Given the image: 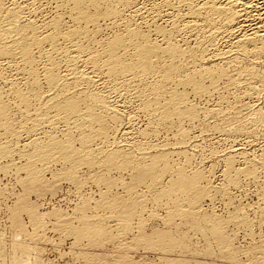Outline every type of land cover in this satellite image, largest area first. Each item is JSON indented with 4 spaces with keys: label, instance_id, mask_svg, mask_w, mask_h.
Here are the masks:
<instances>
[{
    "label": "rangeland",
    "instance_id": "1",
    "mask_svg": "<svg viewBox=\"0 0 264 264\" xmlns=\"http://www.w3.org/2000/svg\"><path fill=\"white\" fill-rule=\"evenodd\" d=\"M14 1L15 5L23 6L21 7L23 12L20 13L22 22L28 19L32 12L31 18H34L38 25L42 23L43 27L45 24L43 22L66 12V15H62V28L66 30L75 26V22H72L67 13L68 9L64 6L66 9L64 10L59 0ZM167 1L139 0L138 4L131 5L132 7H122L115 26L110 24L109 20L104 23L100 21V29L97 31L99 33H95L94 43L92 39L89 41L92 49L100 51L101 44L98 42L110 38L113 33L124 31L126 26L127 28L129 26L131 29L138 28L137 30H142L141 32L152 34L153 40L162 44V37L154 35L155 32L152 31L158 25L167 30V35L175 39V43L187 49L182 56L171 59L180 70L175 77L165 83L164 87L168 91H160L158 93H161L160 97L152 88L153 75L143 78L142 81L135 80L123 84L122 79L115 83L107 77L104 78L103 74L102 78L100 74L90 73L92 85L79 83L78 86L77 84L73 86L75 89L71 87V92L89 89L91 92L96 91L95 93L104 95L106 103L119 105L121 116H118V120L113 119L114 122L105 118L108 134L99 138L93 137L88 144L91 152L89 150L86 152L82 148L79 140L81 131L72 126L69 130L71 133L68 131V134L75 149L72 156L76 157L64 159L56 152L47 159L43 157L38 159L35 146L30 144L31 138L43 147L52 141L50 140L52 137L53 140L65 142L68 137L67 124L53 110H42L40 101L35 102V97L33 100L31 96L33 94H29L30 106L26 109L20 104L24 110L20 108L19 102L8 93L9 89L13 82L22 92H28L30 85L27 81L30 80L20 74L22 65L18 54L10 57L11 59L16 57V61L12 59L13 62L10 58H1L0 74L3 79L0 78V96L2 95L1 98L10 107L7 115L9 121L6 119L8 122H4L0 118V264H264V46L263 53L259 55L243 54L231 45L237 38L251 31L252 22L255 23L253 19L258 13L253 9L251 12L253 14L248 16V21L245 20L243 28L233 27L230 31L222 29L223 32L218 33L219 36L216 35L214 39L209 40L207 31L211 26L208 22L198 21V25L195 26L188 23L192 26L186 28L184 24L189 18L183 1L179 0L180 4L178 0H169L170 4ZM200 1L202 0L194 2ZM249 1L254 3V6L264 3V0ZM172 4L175 6H170ZM58 5H61V9ZM183 16L185 18H182ZM90 27L93 28L89 25ZM9 36L14 35L11 33ZM230 46L233 49L226 55L227 57L237 55L236 61L231 63L228 60H220L218 53L226 51L227 48L231 49ZM45 48L49 50L47 45ZM35 52L37 53L36 50L34 54ZM37 54V61L40 59L39 63L36 62L39 67L37 68L40 93L48 92L47 95H51L56 92L58 94L59 91L57 98H61L63 94L60 90L51 88L49 91L50 87H46L40 67L46 59L44 55L39 57ZM58 55L54 54L60 64V73L65 74L68 71L64 58ZM212 63L223 68L226 75L216 78L212 85L210 79L206 78L204 83L209 88L206 93L194 92L190 84L185 86L177 83V78H184L185 74L187 76L191 72L193 74V70L195 72V68L199 69L202 64L208 66ZM78 65L79 69L81 66V70L86 67V71L88 70V66L83 67L80 63ZM15 71H18L17 74ZM170 90L185 93V102L183 104L181 102V105L178 103L177 108L184 111L192 107L194 111L196 110L194 116L181 117L172 114L164 122L142 109L143 99L150 98L149 100L153 101L156 96V99L160 98V102L163 103L168 99ZM84 106L83 104L82 107L85 108ZM95 108L100 112L99 106ZM45 112L48 113L46 116H49V119L51 116L50 121L36 125L33 117L39 118ZM52 114L53 116L55 114V118ZM2 122L5 125L10 123L9 131H12L4 129L5 126L3 125L4 128L1 126ZM92 126L88 131L97 128L96 124ZM86 131L85 133L88 132ZM116 149L124 151V154L128 152V157H132L131 160L134 162L127 166L124 164L115 167L101 163L100 158H103L106 152ZM142 152L146 153L145 159ZM85 153L95 156L96 158L91 157L95 158L96 162L93 160L92 163H84L78 160L79 155ZM161 153H167L165 160L168 166L171 165L169 172L162 171L164 167L161 166L164 163L159 161L157 167L161 168L159 170L161 179L158 177L154 184L148 180L136 182L137 169L139 170L143 164L146 166V163L149 164L151 159ZM136 156H139L138 159ZM225 157L226 159L233 157L232 165L236 168L253 166L255 173L252 176L241 173L238 175L239 173H235L233 169L228 170ZM175 169L184 171L185 175L200 173L202 180L199 182V188L204 189L206 193L197 198L198 202L187 201L186 193L180 191L175 192L176 194L173 192L171 196H159L162 192L159 190L165 189L171 177H174ZM33 174L34 179L31 177ZM192 193H189L191 198ZM190 202L194 203L190 206ZM191 208L199 214V219L191 218V214L189 215ZM35 217L39 219L33 220ZM122 218L128 219V227L125 229L121 226ZM86 220H98L100 224L103 221L101 225L107 234L104 235L105 238L103 235L101 239L98 238L101 244L96 243L98 239L95 238L92 243L93 239L90 240L87 236L76 239L71 233L70 228L82 227ZM213 220L220 222L221 235L211 231ZM219 237L222 241H219ZM14 241L26 245L27 251L21 253L15 249L12 245ZM94 242L98 244L96 247H93ZM159 249H164L162 253L165 252L166 255L163 256Z\"/></svg>",
    "mask_w": 264,
    "mask_h": 264
},
{
    "label": "bare ground",
    "instance_id": "2",
    "mask_svg": "<svg viewBox=\"0 0 264 264\" xmlns=\"http://www.w3.org/2000/svg\"><path fill=\"white\" fill-rule=\"evenodd\" d=\"M138 1L139 0H59V3L61 5H63V9L66 10L64 8V6H66V8L68 9L67 13L69 14V17L72 19V22L73 21L75 22L74 27L70 26L71 28L67 27L68 29L64 30L62 28V23H61V21L63 19L62 15L63 14L66 15V12H64V10H63L64 13H62L61 15H56L54 18L52 17V19L50 18V21L47 19L48 22H46V21L43 22V23H45V24H43V27L45 29H43L42 23L40 25H38V24H36V22H34V20H33L34 18L33 19L31 18L32 14H33L32 12L31 13L29 12L30 17L28 16V19H26L22 22L21 19H23V18L20 19V17H21L20 13L23 12L22 11L23 8H21L23 6L20 7V6H18V4L15 5L14 0H0V60H1V58L7 59L10 57H13V55L18 54V57H19L18 59H20V61H21L20 64L22 65V66H20L21 67V69H20L21 73L20 72L19 73L26 76L25 78H27V77L29 78L30 81H27V82H29L30 89H29V91L28 90H26V91L30 92V90L33 91V89L39 88L38 87V81H40L39 77H38V75H39L38 68L39 67L37 66L36 62L39 63L38 61L40 59L38 58L39 60L37 61L36 54L38 53L37 55L39 57H40V55H44L46 60L43 62V65L41 64L42 66H40L41 70L43 71L41 77H44V81L47 84L46 87H50L49 91L51 88L52 89L55 88L56 90H60L61 91L60 93L63 94V95H61L62 96L61 98H57L59 91H58V94L56 92V94H51V95H47L48 92H47V94H42V93H40L39 89L37 91H34L33 93H31V92L28 93L25 91L22 92L20 90L21 88L19 89L15 85V83H13V82H12L10 89L8 88L9 89L8 93H11V95H13L15 97L17 102H19L18 103L19 107L21 104V105H23L22 107H24V108L26 107V109H27V106H30L29 104L31 103L29 94H33V95H31L32 98L33 97L36 98V99L33 98V100L35 99V102H37V100L40 101L41 106H40V104H39V106L43 107L42 110H45V111L53 110L55 112V114L58 115L60 117V119L65 124H67L68 129H66L67 130L66 135L68 137H66L67 141H65V142H59L58 140H53V137H52V139H50L52 141L49 142V144L47 143L48 145L43 147V146H41L42 144L39 145L36 140H34V139L32 140V138H31L32 141L30 140V144L35 146V150H36L35 152L37 153V156H39L38 159L41 157H43L44 159L45 158L47 159L48 156L54 155L53 153H56V152L60 153V156L64 159L71 157L73 155V152L75 151V149L71 145L72 138L68 134V131L71 130L70 128L72 126H75L76 127L75 129H78L79 131H81V132H79L80 133L79 140L82 144V148H84L85 151L87 152L89 150L88 144L90 141H92L94 136H98V138H99V136H103V135L106 136L105 134H108L107 133L108 127L106 126V122H105L106 119L105 118H108L110 120L111 119L115 120L116 118H117L116 120L119 119L118 118V116L120 115L119 110H118L119 105H117L115 103H106V100H104L105 97L103 94L95 93L96 91L91 92L90 89L88 91H84V90H82V91L80 90L78 92H75L76 90L72 91V92L70 91V90H72L71 87L75 86L76 84L78 86L79 83H85L87 85H92L91 84L92 80H91V77L89 76L90 73L100 74V76L102 78L104 75L105 76L104 78L107 77L108 79H110L111 81H114L115 83H116V81L118 82L119 79H122V82H124L123 84H126V83L129 84L135 80H137V81L141 80L142 81L143 78H146L149 75H153L154 78L152 76V79H154V80L152 81L153 82L152 88H153V91H155V93L157 92V95H159V97H160L161 93L160 94H158V93L160 91L166 90L165 89V87H166L165 83L168 82V80L175 77L177 75V73L179 72V70H180V69H178L179 66H176L177 64L175 65L171 59H173L174 57L176 58L177 56H182L185 52H187V49H185V47L183 48L182 46L175 43L174 42L175 39L173 40L170 35L169 36L167 35V32H166L167 30H164L163 28L158 27V25L156 27L154 26L155 28H153L152 31L155 32L154 35L157 34V35H160V37H162V41H163L162 44L157 43V41H155V39L153 40V38L151 37L152 34L150 35L146 32H141L142 30L139 31V30H137L138 28L137 29H133V28L131 29L129 26H128V28L126 26V29L124 28L125 29L124 31L119 32V33L118 32L113 33L110 38H108L106 40L102 39L101 42H98V44L99 43L101 44V48L99 49L100 51H96V50L92 49L93 46L90 47V45L88 44L89 41H91V39L93 40V43H94V37L96 36L95 33L100 29V27H99L100 21H102L104 23V21L109 20L110 24L115 26L116 18L119 16L122 7H125V8L128 7L129 8L131 5L136 4ZM178 1H176V3ZM180 1L181 2L183 1L182 4L184 5V8H186L185 12H186L187 17L189 18L188 20L186 19L187 23L184 24V26L187 28L188 26L190 27L192 25H194V26L196 24L198 25V23H197L198 21H206V23L208 22V24H210V26H211L209 31H207L208 36L210 38L209 40L214 39V37L216 35H218V33L223 32L222 29H224V31H230L233 27L240 26V28H241L242 26H244V22H245V20H247L248 16L253 14V13L251 14L252 10L256 9L258 15L255 18L252 16L254 18V19L253 18L252 19L255 21V23L252 22L253 27H252L251 31L249 33L243 34V36H241L240 38H237L234 42H232L233 44H231V45L233 48H235V50L237 49V50L241 51L243 54L244 53L245 54H247V53L251 54L252 53V54L261 55L263 53L262 49L264 46V5H263L264 3L262 5L259 4L260 6H254L253 5L254 3L252 4L249 0H202L200 2H194L195 0L194 1L193 0H180ZM180 1H179V4L181 3ZM7 2L8 3L10 2V3L7 4ZM167 2H169L168 4L171 3L169 0ZM61 5L60 6L58 5L59 9H61ZM165 5H166V3H165ZM173 5L175 6V4H172L170 6H173ZM58 6H56V7H58ZM172 8H174V7H171V9ZM20 9H21V11H20ZM56 9H58V8H56ZM28 11H30V10H28ZM257 13H254V14H257ZM68 14H67V17H68ZM182 18H185V17L183 16ZM188 23H191L192 25L191 24L189 25ZM89 25L92 26L93 28L90 27L91 28L90 29ZM210 26H208V27H210ZM11 33L14 36H9V34L11 35ZM97 33H99V32H97ZM171 33H172V31H171ZM156 37H158V36H156ZM95 41H97V39ZM98 41H99V39H98ZM96 44H97V42H96ZM46 45L49 48V50L45 48ZM232 47L230 46L231 49L227 48L226 51H222V52L218 53V57H220L219 59L225 60V61L228 60L230 62L234 61V60L236 61V59L238 58L237 55H233V56H229V57H227L228 55H226L227 53L229 54V52H231V50L233 49ZM95 49H97V48H95ZM35 50L37 51V53L35 52L36 54H34ZM129 52H130V54H129ZM54 54H55V56L57 54H59L58 56H60V55L63 56V58H64L63 60L65 61V66L67 68L66 70L68 71L67 73H65V74L60 73V64L58 63V60H56ZM15 58H12V59L15 60ZM41 58H43V56ZM12 59H11V61H12ZM181 62H182V60H181ZM78 63H80V65H82L83 67L88 66V70L86 71L87 67H86V69L81 70V66L79 69ZM1 64H3V63H1ZM198 64H199V62H198ZM203 64L200 65L202 67H200L199 69L195 68L196 70H195V72L193 70V74L191 72V74H189L187 76L185 74L184 78H180V79L177 78V80H178L177 83H179L181 85L185 84V86L190 84L191 87H193L192 89L194 90V92L202 94V93H206L209 90V88L204 83V80L206 78L210 79L209 81H211L210 82V84H211L212 82L215 81L216 78L223 76V75H226V71L223 68H220V67L214 65L213 63L211 65H208V66H205ZM183 65H185V64H183ZM15 66L17 67L18 65H15ZM17 68H19V67H17ZM252 70L253 69H251V71ZM15 72L17 74L18 71H15ZM19 73H18V75H19ZM101 74H103V75H101ZM91 75H93V74H91ZM1 76L2 75L0 74V78H1ZM95 76H97V75H95ZM28 78H27V80H28ZM1 79H3V78H1ZM93 79H95V78H93ZM4 82H5V80H4ZM16 82H18V81L16 80ZM27 82H26V86L28 85ZM138 85H139V83H138ZM7 87H9V86H7ZM29 87H27V88H29ZM31 87L33 89H31ZM144 88H146V87H144ZM73 89H75V87H73ZM86 89H88V88H86ZM117 89H119V88H117ZM53 90H52V92H53ZM166 91H168V90H166ZM148 92H149V90H148ZM162 93H164V92H162ZM184 95H185V93L184 94L180 93V91L175 92V91L170 90L168 99L165 98L166 100H164L163 103L160 102L161 99L159 97H157V98H159V100L156 99V96H155V99L153 98L154 99L153 101L149 100L150 98L149 99L145 98V100L143 99V101H141L142 103L141 102H139V103L142 104L141 106H143V108L142 107L141 108L143 110H147L146 112L153 114V116L155 115L159 119H162V121H164V122L166 119H168L170 116H172V114L173 115L177 114L178 116H181V117L182 116H184V117L185 116L186 117L194 116L196 110L194 111L192 107L186 108L184 111H181L180 109L177 108L178 103H180V105H181V102H182V104H183V102H185ZM1 96H0V118L3 119L4 122L5 121L8 122L9 119L7 118V115H8V109H9L8 107H10V105L7 106V103L4 102V100L1 98ZM143 97H145V94ZM83 104L85 105L84 106L85 108L82 107ZM16 106H17V104H16ZM96 106L100 107V112L95 110ZM22 107H20V108H22ZM40 107H39V109H40ZM46 114H48V113H46V112L43 113L41 115V117L39 116V118L35 115L36 119H35V117H33L35 122H36V125L39 123L41 124V123L50 121L51 116L49 119L48 118L49 116L47 117ZM55 114H54V116H55ZM52 116H53V114H52ZM58 116H56V117L58 118ZM152 118H154V117H152ZM60 119H59V121H61ZM114 120L112 122H114ZM4 122H2L1 126L3 128L5 126L4 129L7 128L8 129L7 131H9L11 129V127H9L10 123H8V125H5ZM32 123H33V120H32ZM93 124H96L97 128H93L91 131H88V129ZM113 125H114V123H113ZM92 127H94V126H92ZM84 128H85V131L86 130L88 131V132L86 131L87 133H85ZM11 131H9V132H11ZM182 135L183 134H181V136ZM179 138H181V137H179ZM94 149L96 150V148H94ZM123 152L120 149H116V150L111 151V152L109 151L108 153L106 152L104 157L100 158V160L102 161L101 163L104 162V164H106V166L114 165V167L119 166V165L121 166L124 164H126V166H127L132 162V160H131L132 157L131 158L128 157L129 156V155H127L128 152L126 154H124L125 152L124 153ZM139 152H141V151H139ZM78 153L81 154L80 152H78ZM132 153H133V151H132ZM142 153L141 154L143 155V158L145 159L144 156L146 153L145 152H142ZM88 154L89 153H85L84 155H79L80 157L77 154V156L79 157V159L78 158L77 159L82 161V162L84 161V163L85 162H87V163L91 162L92 163L93 160H94L93 162H96L95 161L96 157L93 155H88ZM141 154H140V157H142ZM166 154L161 153L160 155L158 154L157 156L154 155L155 158L154 159L150 158L151 161L149 162V164L146 163V166L143 164V166H145V167L140 165L141 168H139V170L137 169L135 181L142 183V182H145L148 180L151 183H153L154 181L156 182L157 178L161 175V174L159 175V170H161V168L164 167L162 171L165 173L169 169H171V167H169L171 165L168 166V164H167L168 162H166L167 160H165V158L167 157ZM230 154H232V153H230ZM150 155H152V154H150ZM74 156H72V158ZM91 156L95 157V158H92ZM99 156H100V154H99ZM230 156H232V155H230ZM138 157H137V159H138ZM231 158H233V157H228L227 159L225 157V159L227 161L228 170L233 169L235 171V173H237V174L239 173L238 175H240V173H241L244 175L248 174V176L249 175L252 176L255 173L253 166L251 168H249V167H244V168L234 167V165H232L234 161L232 162ZM69 160H70V158H69ZM100 160H98V161H100ZM141 161H143V160H141ZM159 161H161L160 163H162V162L164 163L163 166L160 165L161 166L160 169H158L159 167H157ZM29 163L30 162H28V164ZM234 168H236V169H234ZM25 169H27V168H25ZM180 169H178V170L175 169V171H174L175 175H174V177H171V179L169 180V185L167 187H165V189L159 190L160 192L161 191L162 192H161V194L160 193H158V194H160L159 196H164V195L165 196L166 195L171 196V194L173 192L177 193V191H180L182 193L183 192L186 193L187 201H194L195 202V201H197L198 197L200 198L202 195H204V193H206L204 191V189L199 188V185H200L199 182H200V180H202L201 179L202 176L200 175V173H197V172L194 174L192 173V175H185L184 171H182ZM29 171L36 173V171H34V170L33 171L29 170ZM68 171H70V170H68ZM31 172H30V174H32ZM30 174H29V176H30ZM170 175H172V173ZM32 176H35V174L31 175V177ZM31 177H29V178L31 179ZM32 178L34 179L35 177H32ZM159 179H161V178L159 177ZM235 179H236V177H235ZM189 193L193 194L192 198H191V196H189L190 195ZM194 202H190V206H191V203H194ZM186 204H187V202H186ZM193 206H192V208H193ZM178 207H180V206H178ZM192 208H191V210H189L190 213L189 212H187V213H189V215L191 214V218L193 217V219H199V214L194 209L192 210ZM35 219L38 220L39 218L35 217L33 220H35ZM129 219H130V217H129ZM89 220L88 221L86 220L85 222H83L82 223L83 225H81L82 227H76V228L68 227L71 229V233L74 234V237H76V239L79 237H80V239H82V236H87V237H89L90 240L93 239L92 243L94 241V238H95V240L98 238L101 239L100 237H102V235H103V238H105L104 235L107 233H106L105 229L103 230V225H101L103 221L100 224V222L98 220L97 221L96 220L95 221H89ZM127 220L125 218H122V220H121L122 221L121 223H123V225L121 224V226L124 227V229H125V227H128ZM234 220H236V219H234ZM207 221H209V220H207ZM69 223H71V222H69ZM219 223L220 222H215L213 220L212 225H211V231H213V233L216 235H221L220 229H222V228H221V224H219ZM70 229H68V230H70ZM96 236H99V237L96 238ZM83 238H85V237H83ZM163 238H164V236H163ZM165 238H167V237H165ZM99 239L96 240V243L99 242ZM219 241H222V239L220 237H219ZM223 241H224V239H223ZM19 242L14 241V243L12 244L13 247L15 249H17L18 251H20L21 253L27 251L28 247L26 245H24L22 242H21L22 244ZM96 243L94 242L95 246L93 245V247H96L98 245V244L96 245ZM169 243H171V242H169ZM223 243H225V241ZM91 246H92V244H91ZM152 246H153V244H152ZM169 249H171V248H169ZM162 250H164V249H162ZM162 250L159 249V251H161V253L163 252ZM167 251L168 250L166 249V252ZM168 253H170V252H168ZM164 254L166 255L165 252L162 253L163 256H164ZM233 257H234V254H233ZM234 260L235 259H233V261ZM97 263H99V262H97Z\"/></svg>",
    "mask_w": 264,
    "mask_h": 264
}]
</instances>
